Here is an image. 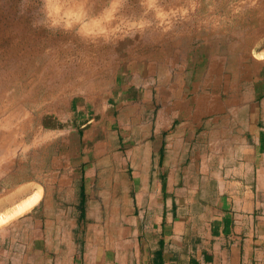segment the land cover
I'll list each match as a JSON object with an SVG mask.
<instances>
[{
	"label": "crops",
	"instance_id": "0c3cea01",
	"mask_svg": "<svg viewBox=\"0 0 264 264\" xmlns=\"http://www.w3.org/2000/svg\"><path fill=\"white\" fill-rule=\"evenodd\" d=\"M258 45L158 74L140 61L79 101L45 179L0 181V264H264Z\"/></svg>",
	"mask_w": 264,
	"mask_h": 264
},
{
	"label": "rangeland",
	"instance_id": "374dc122",
	"mask_svg": "<svg viewBox=\"0 0 264 264\" xmlns=\"http://www.w3.org/2000/svg\"><path fill=\"white\" fill-rule=\"evenodd\" d=\"M261 1L0 0V36L1 27L19 24V77L6 79L14 84L0 106V181L44 180L85 120L78 102L100 97L140 61L158 74L177 70L198 48L230 60L255 54L264 31L237 53L230 47L257 31L251 9ZM38 11L31 30L23 22ZM2 40L3 60L11 43Z\"/></svg>",
	"mask_w": 264,
	"mask_h": 264
},
{
	"label": "bare ground",
	"instance_id": "6f19581e",
	"mask_svg": "<svg viewBox=\"0 0 264 264\" xmlns=\"http://www.w3.org/2000/svg\"><path fill=\"white\" fill-rule=\"evenodd\" d=\"M100 1H101L100 3H102L104 0H100ZM178 2H179V0H175V3H178ZM216 9H219V8H216ZM39 12L40 11H38L37 14L32 18L33 19L32 20V24L29 23V22H26V21L23 22L26 25H28V27L31 30L33 29V26H32L33 24L37 25L39 22H41L40 21L41 19L38 18V16L40 15ZM251 12H252V14H251L252 20L251 21L255 22V26L257 27V31L255 33H249L246 36H244V38H242V41H241L242 43L238 42L237 44L235 43V44L231 45L230 49L232 51L236 52V53H237V51L240 50L239 47L247 46L246 42L249 41V39H252L253 37H256L257 35L260 34V32L264 31V0H262L259 4L255 5L254 8L251 9ZM137 14H138V12L136 13V15ZM1 15H4L2 6H0V16ZM244 23H245V21H244ZM68 36L73 41L78 39V38H76V36H74L73 33H72L71 36L70 35H68ZM4 37H6L8 39V41H9V43H11V47H10V51H9L10 54H7L6 59L2 60V58H0V106L7 100V95H6V92H5V88H7L8 86H11L12 84H14V83L6 82V79L7 78L16 79L17 77H19V63H18L19 62V24L16 27L15 26L1 27L0 44H4L5 43L2 40ZM142 42H144V41H142ZM15 59H17V61H15ZM29 72H31V71H29Z\"/></svg>",
	"mask_w": 264,
	"mask_h": 264
}]
</instances>
